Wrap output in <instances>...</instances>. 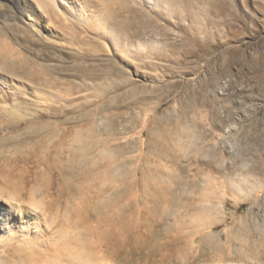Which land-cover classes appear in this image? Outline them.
<instances>
[{
	"label": "rangeland",
	"instance_id": "1",
	"mask_svg": "<svg viewBox=\"0 0 264 264\" xmlns=\"http://www.w3.org/2000/svg\"><path fill=\"white\" fill-rule=\"evenodd\" d=\"M0 211V264H264V0H0Z\"/></svg>",
	"mask_w": 264,
	"mask_h": 264
},
{
	"label": "bare ground",
	"instance_id": "2",
	"mask_svg": "<svg viewBox=\"0 0 264 264\" xmlns=\"http://www.w3.org/2000/svg\"><path fill=\"white\" fill-rule=\"evenodd\" d=\"M109 26H110V25H109ZM6 30H7V29H6ZM13 31H14V30H13ZM11 216H12V215H6L5 213H2V212L0 211V219H1L2 223H5L6 225H8V224L10 225V224H11V221H12V220H11V218H12ZM34 223H35V221H34ZM21 224H22V223H21ZM209 224H210L209 227H212V226L216 225V222H210ZM22 225H23V224H22ZM72 232H73V231H72ZM206 236H207V235H206ZM185 239H186V238H185ZM175 242H176V241H175ZM178 242H179V241H178ZM193 242H194V241H193ZM172 243H173V242H172ZM161 244H162V243H161ZM166 244H167V243H166ZM174 244H175V243H174ZM59 245H60V244H59ZM66 245H67V243H66ZM66 245H64L65 250H64L63 252H65V251H66V252H69V253L73 252V250H71L70 248H67V247H69V245H68L67 247H66ZM82 246H83V248H82ZM85 246L89 247L87 244H85ZM165 246H167V245H165ZM64 247H61V248H58V249H61V250H62ZM87 247H86V248H87ZM90 247H91V246H90ZM97 247H98V246H97ZM99 247H100V246H99ZM150 247H151V246H150ZM66 248H67L68 250H66ZM81 248L84 249V244L81 245ZM58 249H57V250H58ZM87 249H88V248H87ZM91 249H92V248H91ZM161 249H163V248H161ZM70 250H71V251H70ZM169 250H170V249H169ZM184 250H185V248H184ZM163 251L165 252V250H163ZM166 251H167V249H166ZM170 251H171V250H170ZM61 252H62V251L57 252L55 255H53V257H54L53 260H52V261L48 260V261L50 262L49 264H94V260H92L91 257H88V259H87V258H83V257H85V256H83V255H82V252H80V251H77L78 253H79V252L81 253V254L79 253L81 256H80L79 254H77V255L80 256V257H79L80 260L75 261V260L78 258V257L76 256L77 258L74 257V259H73L74 261H73L72 259H71V260L68 259L67 262H65L66 260L64 261V259H63V258H64V257H63L64 255H62L63 252H62V253H61ZM169 253H170V252H169ZM173 253H174V251H173ZM188 253H189V252H188ZM86 254H87V253H86ZM171 254H172V253H170L168 256L166 255V253H165V255H160L161 259H160V260H157V261H159L158 263H159V264H176V262L178 263V262H179L178 260H177V261H174V259H173L172 257H170ZM175 254H176V253H175ZM47 255H48V254H47ZM47 255L45 254V256H47ZM75 255H76V254H75ZM75 255H74V256H75ZM89 255H90V254H89ZM92 255H93V254H92ZM43 256H44V255H43ZM45 256H44V257H45ZM51 256H52V255L50 254L49 257H51ZM82 256H83V257H82ZM87 256H88V255H87ZM87 256H86V257H87ZM90 256H91V255H90ZM155 256H156V255H155ZM174 256H175V255H174ZM186 256L189 257V256H191V255H188V254H187V255H185V257H186ZM128 257H129V256H128ZM192 257H193V256H192ZM192 257H190L189 259L187 258V261H186L185 258H184V255H183V257L181 258V259H183V261H182L181 263H182V264H193V263L196 262V261H192V262H191V258H192ZM196 257H197V256H196ZM46 258H48V256H47ZM79 258H78V259H79ZM169 258H172V259H173V260L170 259L172 262L169 261ZM197 258H198V257H197ZM176 259H177V258H176ZM199 259H201V258H199ZM179 260H180V258H179ZM192 260H193V258H192ZM194 260H196V258H195ZM157 261H156V262H157ZM72 262H73V263H72ZM174 262H175V263H174Z\"/></svg>",
	"mask_w": 264,
	"mask_h": 264
}]
</instances>
